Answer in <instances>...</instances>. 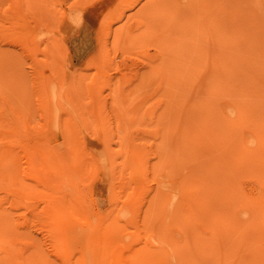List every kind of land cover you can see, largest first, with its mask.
Returning a JSON list of instances; mask_svg holds the SVG:
<instances>
[{"label":"rangeland","instance_id":"obj_1","mask_svg":"<svg viewBox=\"0 0 264 264\" xmlns=\"http://www.w3.org/2000/svg\"><path fill=\"white\" fill-rule=\"evenodd\" d=\"M0 264H264V0H0Z\"/></svg>","mask_w":264,"mask_h":264},{"label":"bare ground","instance_id":"obj_2","mask_svg":"<svg viewBox=\"0 0 264 264\" xmlns=\"http://www.w3.org/2000/svg\"><path fill=\"white\" fill-rule=\"evenodd\" d=\"M192 44H194V43H192ZM172 49V48H171ZM158 69V68H157ZM160 73V72H159ZM161 74V73H160ZM166 74V73H165ZM161 76V75H160ZM144 166H145V164H144ZM144 166L142 165V167L144 168ZM146 167V166H145ZM145 170H146V168H144Z\"/></svg>","mask_w":264,"mask_h":264}]
</instances>
